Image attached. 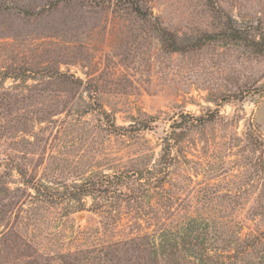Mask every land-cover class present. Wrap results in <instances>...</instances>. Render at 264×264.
<instances>
[{"label": "rangeland", "instance_id": "374dc122", "mask_svg": "<svg viewBox=\"0 0 264 264\" xmlns=\"http://www.w3.org/2000/svg\"><path fill=\"white\" fill-rule=\"evenodd\" d=\"M261 40L264 0H0V264H264Z\"/></svg>", "mask_w": 264, "mask_h": 264}, {"label": "trees", "instance_id": "16d2710c", "mask_svg": "<svg viewBox=\"0 0 264 264\" xmlns=\"http://www.w3.org/2000/svg\"><path fill=\"white\" fill-rule=\"evenodd\" d=\"M166 35H169V32L167 31H163L162 32V37L164 38L165 42H164V47L169 50V51H178L180 49V46H178L177 44V41L174 37L172 38H169L168 36ZM258 49H262V47L264 48V41L261 40V41H257L255 42Z\"/></svg>", "mask_w": 264, "mask_h": 264}]
</instances>
